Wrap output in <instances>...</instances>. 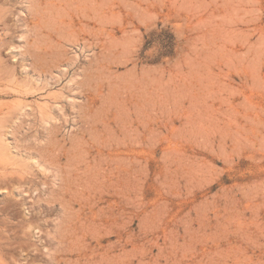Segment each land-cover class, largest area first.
<instances>
[{
	"label": "rangeland",
	"instance_id": "374dc122",
	"mask_svg": "<svg viewBox=\"0 0 264 264\" xmlns=\"http://www.w3.org/2000/svg\"><path fill=\"white\" fill-rule=\"evenodd\" d=\"M47 1L0 0V220L30 215L2 166L56 186L53 140L77 193L110 183L79 211L84 264H264V0ZM60 214L26 241L46 252Z\"/></svg>",
	"mask_w": 264,
	"mask_h": 264
},
{
	"label": "bare ground",
	"instance_id": "6f19581e",
	"mask_svg": "<svg viewBox=\"0 0 264 264\" xmlns=\"http://www.w3.org/2000/svg\"><path fill=\"white\" fill-rule=\"evenodd\" d=\"M47 2L54 6H59L61 11H66L68 6L65 0H48ZM96 11L97 9L95 8V12ZM67 24L68 23L62 18L57 21L58 28L64 27V29H66L65 27ZM37 38L40 37L37 36ZM84 87H86V84H84ZM84 91L85 94L83 95L85 101L83 104H90L91 99L87 95L90 94V90L89 88H84ZM88 98L90 100L87 103ZM145 132L144 128L142 130L143 142L145 141ZM42 151L44 162L55 169L53 172V181L56 180V182L54 181L56 186L52 185L51 182L47 180L48 175L46 174L44 175L46 179L36 181L33 180L34 175L30 172L15 168L8 170L6 165L2 166L5 181L11 183V186H13L12 190L15 189L20 193L25 192L28 194L26 197L22 196L21 201L26 205L30 215L29 218L23 219L17 223L9 219L0 220V264H17L14 261L15 250L26 251V256L24 258L25 262L23 264H34L37 259H40V264H82V260L87 257L85 255L86 253H83L79 245L75 243L77 239V236H74V233H76V221L81 220V218H79V211L82 206L88 205V203H86L87 195H90L92 192L96 195L99 194L101 192L100 189L109 187L110 183H106L105 180L99 177H96L94 181H90L89 184L79 182L81 189L80 193H77L73 187V180L62 174L59 161L61 147H59L55 141L49 140L45 147L42 148ZM101 161V159L98 161L99 166ZM77 163H80V161L77 160ZM126 170L128 172V169ZM34 191H36V194H34ZM43 194H47V197H43ZM4 199H9V197L4 194ZM10 200L12 201L13 199L10 198L8 201L10 202ZM13 202L15 201L13 200ZM75 203L79 205V209L76 211L73 208ZM56 207L60 208L61 214L54 233H51L39 224L35 225L38 230L37 232L40 233L39 240L41 246L47 249L45 252L40 247L35 246L34 243L26 241V238L30 235L27 227L31 225V219L37 217L38 214H42L44 210L50 212ZM6 208L7 207L4 206L1 211L5 212ZM36 209H38L37 212H35ZM84 219L95 222L97 219H100V215L91 210L89 214H85ZM50 223L48 219H44V225ZM51 247L53 248L51 249ZM72 255H76L77 259L72 260ZM88 259L90 258L85 259V261ZM91 262L93 264H104V259L92 260Z\"/></svg>",
	"mask_w": 264,
	"mask_h": 264
}]
</instances>
